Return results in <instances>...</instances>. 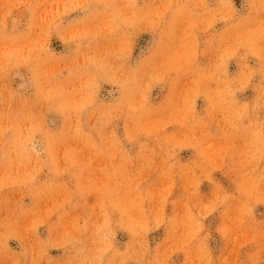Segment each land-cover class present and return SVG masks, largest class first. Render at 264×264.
Listing matches in <instances>:
<instances>
[{"label": "rangeland", "instance_id": "374dc122", "mask_svg": "<svg viewBox=\"0 0 264 264\" xmlns=\"http://www.w3.org/2000/svg\"><path fill=\"white\" fill-rule=\"evenodd\" d=\"M0 264H264V0H0Z\"/></svg>", "mask_w": 264, "mask_h": 264}]
</instances>
